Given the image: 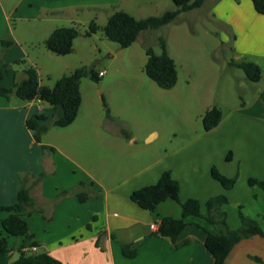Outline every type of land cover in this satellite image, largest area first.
Instances as JSON below:
<instances>
[{
  "label": "crops",
  "instance_id": "crops-1",
  "mask_svg": "<svg viewBox=\"0 0 264 264\" xmlns=\"http://www.w3.org/2000/svg\"><path fill=\"white\" fill-rule=\"evenodd\" d=\"M212 1L210 14L228 32L230 38L227 40L232 41L231 47L238 53L237 60L251 56V60L257 63L259 57H264V15L255 10L251 0ZM172 2L176 5L174 0H0V69L4 70L3 78L10 73L14 81V74L17 73L18 79H22L24 72L11 71L9 64L25 58L38 72L43 69L38 49L35 48L38 54L32 55L29 47L39 41L44 46H41L42 53L50 57L51 52L44 42L56 27L61 26L56 23L57 19L77 24L96 21L104 25L116 11H126L140 19L162 14ZM3 42L10 43L4 45ZM60 62L65 63L66 60ZM3 78H0L1 85L12 86L13 81L7 85L2 83ZM15 97L17 96H0V125L9 127L0 137V187H6L5 193H9L7 196L0 194V203L13 204L16 200L13 201L12 198L23 186L30 188L36 206L43 211L23 214L41 248L47 249L64 264H214L213 256L205 246L207 233L198 225L204 224L202 220L196 217L189 219L190 224L179 235L178 240L194 241L176 248L169 237L155 235L151 225L159 226L160 219L164 216L181 217V206L169 199L151 211L141 208L131 199L134 190L157 182L165 170H171L181 185L183 180L187 185L181 188L180 198L183 201L194 197L192 193H188L191 188L188 180L197 189L209 188L208 186L218 189L216 181L209 175L210 167L203 172L199 169L198 160L202 151L199 147H186L185 150L178 151L174 158L163 157L126 175L115 184H108L92 167L87 169L86 166L79 165L69 151L50 142L36 141L26 121L37 114L48 116L50 112V126L53 124V111L51 107L47 111L48 108L39 99L25 101ZM151 134L154 135L149 132L146 136ZM127 137L133 142L129 133ZM44 145L52 146L54 150L45 148ZM36 147H39L38 151L41 147L44 148L43 159L40 156L35 159L31 155ZM249 154L256 156L259 152ZM98 159L99 162L104 161L101 155ZM20 160H25L26 163L19 165ZM261 160L259 166L240 172L236 185L228 190V196L233 200L230 197L233 195L231 191L238 184L245 185L249 197L252 193L258 194L259 200H262L255 209L258 213L248 214L251 218H258L264 228V216L263 219L258 217L264 213V190L257 185H254L257 188L251 186L248 182L251 177L264 180V156ZM75 164L83 169L84 174L76 175L72 171ZM129 167L133 165L130 164ZM228 173L225 174L233 176ZM81 182L86 185L79 186ZM11 187L17 188L16 191H12ZM65 191L68 193L63 195ZM79 191L89 193L84 202L77 195ZM210 197L212 196L205 199L198 197L203 213ZM7 215L6 212L2 213L0 219ZM227 220L231 228L241 226L240 215L236 212H228ZM22 240L23 237H12L10 245L16 250ZM123 243H135V257L128 258L123 254ZM250 255L258 256L264 261L262 236L254 235L238 242L229 252L225 264H261Z\"/></svg>",
  "mask_w": 264,
  "mask_h": 264
},
{
  "label": "rangeland",
  "instance_id": "rangeland-1",
  "mask_svg": "<svg viewBox=\"0 0 264 264\" xmlns=\"http://www.w3.org/2000/svg\"><path fill=\"white\" fill-rule=\"evenodd\" d=\"M212 4L213 1L208 0L200 8L181 13L167 25L143 31L128 48L120 47L99 31L75 38L73 52L59 55L50 51L48 57L42 53V43L36 41L29 51L36 55L35 48L38 49L43 67L39 75L45 85L53 87L62 75L82 65H95L98 71H105L99 81L90 77L82 79L83 100L75 123L67 127L51 124L42 140L69 151L79 165L87 169L92 167L108 184H115L163 157L174 158L186 147L197 146L202 150L199 169L203 172L210 167L209 175L216 181L218 189L211 186L197 189L188 180L191 184L188 193L204 199L219 194L228 196L230 189H225L212 177L211 168L215 166L223 174L229 172L228 175L232 174L230 177H236L238 181L240 172H247L262 163L264 74L261 80L251 81L243 69L229 64L232 59H239L236 58L238 53L232 49V41L227 40L230 37L225 28L213 20L210 14ZM175 6L172 2L169 9ZM56 23L61 26L73 24L61 19ZM78 27L80 33H85L88 22L78 24ZM160 36L166 39L168 51L178 69L177 83L170 89L159 87L145 71L146 47H153L161 53ZM44 45L46 47L45 42ZM245 59L253 58L247 56ZM25 60L24 63L11 62V71L22 73L24 68L32 65ZM62 60L66 62H60ZM257 63L264 71V57H259ZM12 81L10 73L2 79V83L7 85ZM102 96L107 101L110 115ZM43 105L49 111L50 105L46 102ZM214 105L222 108L223 118L216 127L206 130L203 118ZM48 116L51 117L50 112ZM8 128L0 125V137ZM123 132H128L133 142L122 135ZM149 132L154 135L147 137ZM38 148L33 149L31 155L35 159L39 156L43 159L44 148L41 147L40 151ZM253 151H258L259 155L251 156L249 153ZM100 155L104 157L103 162H99ZM25 163V160H20L19 165ZM130 164L133 167H129ZM75 166L72 171L76 175L84 174L81 167ZM67 169L68 166L64 171ZM184 183L183 180L181 188L187 187ZM258 188L262 190L260 186ZM5 189L0 187V194L7 196L9 192L5 193ZM10 189L16 191L17 188ZM231 192L234 202L228 196L230 200L225 209L236 212L238 216L241 212L247 216L256 212L262 202L256 193L249 197L242 184ZM263 216L264 213L258 217L263 219ZM18 255V250H15L14 257Z\"/></svg>",
  "mask_w": 264,
  "mask_h": 264
},
{
  "label": "trees",
  "instance_id": "trees-1",
  "mask_svg": "<svg viewBox=\"0 0 264 264\" xmlns=\"http://www.w3.org/2000/svg\"><path fill=\"white\" fill-rule=\"evenodd\" d=\"M176 8L168 9L160 15H150L145 18H135L126 11H116L110 17L109 21L101 25L96 21H90L85 31L86 36H90L99 31L110 40L117 42L120 47H130L146 30L158 29L164 25L173 22L181 13L196 8H200L205 0H174ZM255 10L264 15V0H251ZM79 35L77 23L68 26H59L46 39V47L59 55H66L74 50V40ZM9 45L10 42H3ZM159 43L162 48L161 53H157L153 47H146L148 56L145 71L147 75L163 89H170L175 86L178 80V69L174 58L168 51L167 41L164 37H159ZM25 59L17 62H25ZM231 66L243 69L251 81H259L263 78L264 71L261 66L251 60L232 59ZM24 77L18 79L17 73L14 74L12 86L0 84V96L11 98L13 95L18 98L31 101L39 99L50 105L53 115L52 123L55 126L67 127L71 125L78 117L82 104L81 82L84 77H90L92 80L99 81L100 71L95 65H82L68 74L62 75L53 87L41 83L38 69L33 65H28L23 70ZM4 70L0 69V78H3ZM106 105L107 113L110 110L107 107V101L102 96ZM223 118L222 108L214 105L208 109L204 115L203 122L206 130L216 127ZM49 117L45 114H37L26 121V125L33 131L34 138L42 142L43 135L48 131ZM128 136L127 132H124ZM45 148L54 150L52 146L44 145ZM211 174L214 179L219 181L225 189H232L236 183V177H230L220 172L215 166L211 168ZM251 185H259L264 189V180L251 177ZM85 182L79 183V186H85ZM180 182L173 176L171 170H165L157 182L142 186L134 190L131 199L141 208L154 211L158 204L166 200L177 202L182 209L181 217L164 216L160 219L158 230L155 235L169 237L174 246L179 248L184 244L193 242L194 239L179 241L178 237L183 230L190 224L191 217L200 218L204 224L198 223L207 235L205 246L213 256L214 264H225V260L232 248L241 240L254 235H260L264 238V228L257 219L251 218L244 213H240L241 226L231 228L228 224V212L225 209L229 203V198L225 194H219L210 197L206 201V211L202 212V204L198 198H188L181 200ZM68 193L67 191L62 194ZM78 197L84 202L89 193L79 191ZM61 194L59 195V197ZM35 204L31 196L30 188L23 186L17 193L16 201L13 204L0 203V216L2 213L8 215L0 219V264H64L61 260L54 257L47 249L41 248L35 240V235L31 232L29 223L23 213L42 212ZM90 227V225H89ZM12 237H23L21 245L16 249L19 252L17 258H13L14 246L10 245ZM99 241H97V244ZM135 243H123V254L128 258H133L137 254ZM36 250H33V247ZM255 261L264 264V261L258 257L250 255Z\"/></svg>",
  "mask_w": 264,
  "mask_h": 264
},
{
  "label": "built area",
  "instance_id": "built-area-1",
  "mask_svg": "<svg viewBox=\"0 0 264 264\" xmlns=\"http://www.w3.org/2000/svg\"><path fill=\"white\" fill-rule=\"evenodd\" d=\"M99 74H100V76H103V75L105 74V71L102 70V71H100ZM151 227H152L155 231L158 230V226H157V224H152ZM32 249H33V250H36L37 248L34 246Z\"/></svg>",
  "mask_w": 264,
  "mask_h": 264
}]
</instances>
